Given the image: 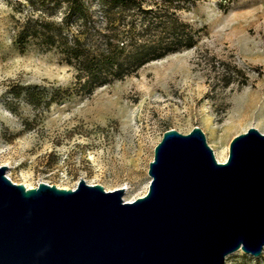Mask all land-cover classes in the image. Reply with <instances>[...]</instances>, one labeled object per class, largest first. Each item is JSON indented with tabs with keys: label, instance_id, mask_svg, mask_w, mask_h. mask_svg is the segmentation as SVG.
<instances>
[{
	"label": "rangeland",
	"instance_id": "obj_1",
	"mask_svg": "<svg viewBox=\"0 0 264 264\" xmlns=\"http://www.w3.org/2000/svg\"><path fill=\"white\" fill-rule=\"evenodd\" d=\"M29 14L26 0H0V168L12 183L75 189L83 180L121 189L122 200L133 202L147 193L148 165L165 131L198 127L216 161L227 160L231 140L248 129L264 134V0L200 1L180 14L202 31L195 48L42 110L9 90L67 88L74 72L53 52L17 49ZM222 68L234 72L227 88ZM255 263L264 264V247L257 258L239 250L224 261Z\"/></svg>",
	"mask_w": 264,
	"mask_h": 264
},
{
	"label": "water",
	"instance_id": "obj_2",
	"mask_svg": "<svg viewBox=\"0 0 264 264\" xmlns=\"http://www.w3.org/2000/svg\"><path fill=\"white\" fill-rule=\"evenodd\" d=\"M18 1V0H10ZM147 193L79 180L26 189L0 168V264H224L264 247V134L250 128L216 161L202 131H165Z\"/></svg>",
	"mask_w": 264,
	"mask_h": 264
},
{
	"label": "trees",
	"instance_id": "obj_3",
	"mask_svg": "<svg viewBox=\"0 0 264 264\" xmlns=\"http://www.w3.org/2000/svg\"><path fill=\"white\" fill-rule=\"evenodd\" d=\"M203 0H26L30 14L14 43L53 52L74 72L67 88L13 86L9 95L36 110L122 81L149 63L196 47L202 31L180 17ZM224 12L226 8H221ZM224 88L234 72L222 68ZM235 69V68H234ZM257 262V261H256ZM257 264V263H255Z\"/></svg>",
	"mask_w": 264,
	"mask_h": 264
},
{
	"label": "bare ground",
	"instance_id": "obj_4",
	"mask_svg": "<svg viewBox=\"0 0 264 264\" xmlns=\"http://www.w3.org/2000/svg\"><path fill=\"white\" fill-rule=\"evenodd\" d=\"M159 62H162V60L157 61V62H153L152 64H157V63H159ZM248 130H249V129H248ZM248 130H247L245 133H243V134H246V133L248 132ZM240 135H241V134H240ZM238 136H239V135H238ZM236 137H237V136H236ZM234 138H235V137H234ZM234 138H233V139H234ZM233 139H232V140H233ZM232 140H231V141H232ZM230 143H231V142H230ZM229 145H230V144H229ZM228 153H229V147H228ZM220 157H221V158H217V161H218L219 163H225V162H226V161H225V160H226V156H225L224 154H221ZM227 158H228V157H227ZM24 186H25L26 189H31V187H28L27 185H24Z\"/></svg>",
	"mask_w": 264,
	"mask_h": 264
}]
</instances>
